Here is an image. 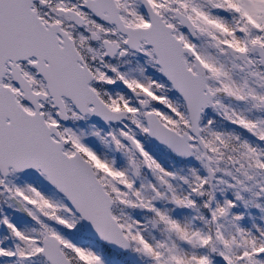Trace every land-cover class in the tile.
Instances as JSON below:
<instances>
[{
  "label": "snow or ice",
  "instance_id": "1",
  "mask_svg": "<svg viewBox=\"0 0 264 264\" xmlns=\"http://www.w3.org/2000/svg\"><path fill=\"white\" fill-rule=\"evenodd\" d=\"M0 264H264V0H0Z\"/></svg>",
  "mask_w": 264,
  "mask_h": 264
}]
</instances>
